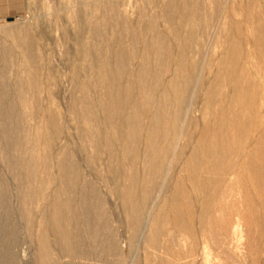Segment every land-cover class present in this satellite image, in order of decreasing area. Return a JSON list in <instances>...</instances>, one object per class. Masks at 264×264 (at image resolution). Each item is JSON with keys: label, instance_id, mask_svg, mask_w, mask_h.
<instances>
[{"label": "rangeland", "instance_id": "1", "mask_svg": "<svg viewBox=\"0 0 264 264\" xmlns=\"http://www.w3.org/2000/svg\"><path fill=\"white\" fill-rule=\"evenodd\" d=\"M93 1L0 0V148L5 151L0 152V264H264V0H228V28L220 34L202 95L188 119L179 168L158 204L162 225L154 248L149 239L138 243L149 201L144 156L149 159L162 147L159 141L151 148L148 124L154 121L160 131L169 116L170 129L179 116L182 70L196 63L199 50L188 36L204 33L201 7L214 19L219 0ZM69 77L76 88L84 83L83 90L69 94L71 112L65 88ZM21 88L32 97L28 107ZM92 97L100 98L102 106H95ZM145 98L151 102L148 108ZM163 101L168 112L158 109ZM106 121L116 134L105 132ZM45 136L47 148L38 144ZM251 162L262 166L258 177ZM177 185L189 199L179 198ZM109 191L125 197L124 207ZM174 198L181 200V217L169 205ZM235 221L239 250L237 242L233 248L230 229Z\"/></svg>", "mask_w": 264, "mask_h": 264}, {"label": "bare ground", "instance_id": "2", "mask_svg": "<svg viewBox=\"0 0 264 264\" xmlns=\"http://www.w3.org/2000/svg\"><path fill=\"white\" fill-rule=\"evenodd\" d=\"M95 1V0H94ZM93 1V2H94ZM216 1V0H215ZM96 2V1H95ZM90 3V2H89ZM122 3V2H121ZM101 4V3H100ZM100 4H99V6H100ZM104 4V3H103ZM171 4V3H170ZM229 1L228 0H219L218 1V6H217V13L215 14V16H214V19H211V17H212V15L213 14H211L210 12L208 13V11L206 10V8H204V7H201V10H200V13H199V15H200V17L202 18V21H201V23L200 24H202V25H205V29H204V33H203V31L202 32H200V33H198L197 35L195 34L194 35V33H191L190 32V34H189V36H188V38H189V40H190V42L191 43H196V47L198 46V54L196 55V63H194V65H192V66H190V67H188V68H186V69H183L182 71V75H184V80H183V83H182V86L180 87L181 88V90L183 91V98H182V100L180 101V114H179V116L176 114V116L174 117V119H173V121H172V126L170 127V129H169V116L167 117V122H166V120H165V122H166V126H164V128L162 129V130H158V127L156 126V123L154 122V121H149V122H151L150 124H148V130H149V132H148V135H149V137H150V139H151V143H152V141H153V147H151V148H154V145L156 146V144L160 141L161 143H162V147L160 148V149H157L156 151H157V153L156 152H154V153H151V154H149V156H150V158L149 159H147V156H144V158L146 157V162H145V165L147 166V172H149V175L150 176H148L149 177V179H148V182H147V180H146V185H145V189H144V196H145V199H149V201L147 202V204H145L144 205V222L142 223V226H140V228H139V237H138V243L139 244H141V241H143V242H147L146 241V239H149V245L152 247V248H154V246L157 244V242H158V237H159V234H160V231H161V225H162V223H161V221H160V217L162 216V210H163V208H161L160 206L161 205H158L159 203L160 204H162V202H163V197H164V195H166V194H164L165 192H166V184H167V182H168V180H169V178H170V175L172 176V173H175V171H176V169H178L179 167H177V165H178V163H179V160H180V156H181V153H180V148H181V146L183 145V140H184V138H185V136H186V132H187V130H186V126H187V122H188V119H189V117H190V115L193 113V110L196 108V105H197V98H198V96L200 95V90L203 88V86H204V81H205V72H206V70L208 69V67H207V65L209 64L210 65V62L212 61L211 59H212V55L213 54H215V50H216V48L218 47V43H219V39H220V34L221 33H223L227 28H228V25H229V16H230V14H229ZM91 5V4H90ZM97 5V4H96ZM122 6H123V4H121ZM98 6V7H99ZM164 6V5H163ZM126 7V6H125ZM159 8H160V6H159ZM70 9V8H69ZM93 9V8H92ZM98 9V8H97ZM117 9V8H116ZM158 9V8H157ZM173 11V10H172ZM177 11V10H176ZM178 12V11H177ZM90 13V12H89ZM100 13V12H99ZM107 14V13H106ZM116 14H118V13H116ZM101 15V14H100ZM119 16V15H118ZM127 17H128V15H127ZM109 19V18H108ZM165 20V19H164ZM98 21V20H97ZM140 21H141V19H140ZM155 21V20H154ZM187 21V20H186ZM14 22V21H13ZM96 22V21H95ZM146 22V21H145ZM165 22V21H164ZM15 23V22H14ZM107 23V22H106ZM111 23V22H110ZM174 23V22H173ZM139 24V23H138ZM175 24V23H174ZM173 24V25H174ZM184 24V23H183ZM3 25V24H2ZM178 25H179V23H178ZM5 26V28H7V29H9V26L8 25H4ZM120 26V25H119ZM118 26V27H119ZM186 26H187V24H186ZM2 27V26H1ZM93 27H95V26H93ZM130 27V26H129ZM131 27H133L132 25H131ZM4 28V27H3ZM2 28V29H3ZM130 29V28H129ZM133 29V28H132ZM94 30V29H93ZM98 30V29H97ZM108 30V29H107ZM191 30V29H190ZM115 31V30H114ZM169 31H172V30H170L169 29ZM187 31V30H186ZM94 32V31H93ZM118 32V31H117ZM130 32V31H129ZM135 32V31H134ZM193 32V31H192ZM96 33H99V32H96ZM171 33V32H170ZM10 34V33H9ZM13 34V33H12ZM11 34V35H12ZM116 34H118V33H116ZM154 34V33H153ZM100 35V34H99ZM126 35V34H125ZM137 35H139L138 33H137ZM160 35V34H159ZM206 35V36H205ZM209 35V36H208ZM116 36V35H115ZM158 35H156V37H157ZM179 36V35H178ZM117 37V36H116ZM119 37V36H118ZM130 37V36H129ZM150 37V36H149ZM152 37V36H151ZM159 37V36H158ZM116 39V38H115ZM139 39V37L137 38V40ZM161 39V38H160ZM100 40V39H99ZM144 40V39H143ZM162 40V39H161ZM101 42V41H100ZM116 42V41H115ZM147 42V41H146ZM20 43V42H19ZM139 42L137 41V44H138ZM149 43V42H148ZM162 42L160 41V44H161ZM165 43V42H164ZM173 43V42H172ZM102 44V43H101ZM104 44H105V41H104ZM112 44H113V42H112ZM152 44V43H151ZM173 44H175V43H173ZM172 44V45H173ZM114 45V44H113ZM119 45V44H118ZM140 45H141V43H140ZM145 45V44H144ZM162 45V44H161ZM191 45V44H190ZM16 47V46H15ZM109 47V46H108ZM131 47V46H130ZM134 47V46H133ZM173 47V46H172ZM135 48V47H134ZM153 48V47H152ZM151 48V49H152ZM161 48V47H160ZM163 48V47H162ZM116 49V48H115ZM142 49V48H141ZM140 49V50H141ZM170 49V48H169ZM174 49H175V47H174ZM236 49V48H235ZM102 50H104V49H102ZM114 50V49H113ZM136 50H138V49H136ZM196 50V49H195ZM151 51V50H150ZM174 51V50H173ZM140 52V51H139ZM152 52V51H151ZM160 52V51H159ZM176 52V51H175ZM147 53V52H146ZM149 53V52H148ZM163 53H164V50H163ZM33 54V56H34V53H32ZM138 54V53H137ZM151 54V53H150ZM173 54V53H172ZM113 55V54H112ZM142 55V54H141ZM152 55V54H151ZM158 55V54H157ZM170 55V54H169ZM105 56V55H104ZM139 56H140V54H139ZM83 57H85L84 55H83ZM101 57H102V55H101ZM106 57V56H105ZM112 57V56H111ZM141 57V56H140ZM145 57V56H144ZM113 58V57H112ZM129 58V57H128ZM135 58V57H134ZM171 58V57H170ZM170 58H167L166 57V59H170ZM33 59V58H32ZM85 59V58H84ZM103 59V58H102ZM111 59V58H110ZM142 59H144V58H142ZM176 59V58H175ZM112 60V59H111ZM98 61V60H97ZM108 61V60H107ZM155 61V60H154ZM158 61V60H157ZM147 62V61H146ZM156 62V61H155ZM167 62V61H166ZM176 62V61H175ZM194 62V61H193ZM233 62H234V60H233ZM22 63V62H21ZM23 63H24V61H23ZM98 63V62H97ZM112 63V62H111ZM150 63V62H149ZM148 63V64H149ZM152 63V62H151ZM212 63V62H211ZM26 64V63H25ZM24 64V65H25ZM103 64V63H102ZM113 64V63H112ZM135 64V63H134ZM144 64H145V62H143V63H141V65H139L140 66V72L141 73H144V71L146 70V69H144L143 67H144ZM165 64V63H164ZM177 64V63H176ZM193 64V63H192ZM226 64V63H225ZM23 65V64H22ZM23 65V66H24ZM101 65V64H100ZM133 65V64H132ZM136 65V64H135ZM151 65V64H150ZM157 65V64H156ZM155 65V66H156ZM172 65V63H170V66ZM254 65V64H253ZM26 66V65H25ZM129 66V65H128ZM137 66V65H136ZM164 66V65H163ZM27 67V66H26ZM29 67V66H28ZM95 67V66H94ZM103 67V66H102ZM154 67V66H153ZM162 67V66H161ZM182 67V66H181ZM216 67V66H215ZM87 68V67H86ZM96 68V70H97V67H95ZM95 68H94V70H95ZM107 68V67H106ZM138 68V67H137ZM137 68H135V69H137ZM147 68V67H146ZM156 68V67H155ZM176 68V67H175ZM210 68V67H209ZM21 69V68H20ZM26 69V68H25ZM102 69V68H101ZM111 69H113L114 70V68H111ZM171 69H173V68H171ZM252 69V68H251ZM27 70V69H26ZM154 70V69H153ZM156 70H160V69H156ZM222 70V69H221ZM28 71H30V70H28ZM27 71V72H28ZM125 71V70H124ZM177 72H178V70H176ZM215 71H216V69H215ZM31 72V71H30ZM99 72V71H98ZM104 72V71H103ZM133 72V71H132ZM139 72V73H140ZM112 73H113V71H112ZM119 73V72H118ZM120 73H121V71H120ZM156 73V72H155ZM161 73V72H160ZM173 75H174V73L173 72H171ZM222 73V72H221ZM31 74V73H30ZM133 74V73H132ZM150 74V73H149ZM228 74V73H227ZM81 76H82V79L84 78V79H86V73H84V70L82 71V73L80 74ZM122 75V74H121ZM166 75V74H165ZM209 75V74H208ZM20 76H21V74H20ZM125 76V75H124ZM133 76V75H132ZM167 76V75H166ZM165 76V77H166ZM178 76H179V74H178ZM177 76V77H178ZM212 76V75H211ZM248 76V75H247ZM263 76V75H262ZM19 77V76H18ZM96 77V76H95ZM162 77V76H161ZM172 77V76H171ZM24 78V77H23ZM100 78V77H99ZM114 78V77H113ZM149 78V77H148ZM147 78V79H148ZM152 78V77H151ZM157 78V77H156ZM155 77H154V79H156ZM160 78V77H159ZM164 78V77H163ZM175 78V77H174ZM69 80H66L65 81V83H66V87L65 88H67V98H66V104L67 105H69V109H68V111L69 112H71L70 111V108H71V105H72V100H71V96L69 95L70 94V92H72L75 88H76V85H72V83H73V80H72V78L71 77H69L68 78ZM134 79V78H133ZM178 79V78H177ZM25 80V79H24ZM23 80V81H24ZM115 80V79H114ZM169 80V79H168ZM175 80V79H174ZM174 80H171V81H173V83L171 84L172 85V87H174V85H175V83H174ZM92 81H93V79H92ZM136 81V80H135ZM156 81V80H155ZM162 81V80H161ZM177 81H179V80H177ZM217 81V80H216ZM99 82H100V80H99ZM111 82V81H110ZM119 82H121V81H119ZM129 82V81H128ZM133 82V81H132ZM243 82V81H242ZM26 83V82H25ZM116 83V82H115ZM134 83V82H133ZM166 83V82H165ZM169 83V82H168ZM171 83V82H170ZM79 84V83H78ZM91 84H94V82H92ZM106 84V83H105ZM108 84H110V83H108ZM140 84V83H139ZM144 84V83H143ZM32 85V84H31ZM125 86H126V84H124ZM123 85V86H124ZM142 85V84H141ZM159 85V84H158ZM165 85V84H164ZM16 86V85H15ZM18 86V85H17ZM84 86V83H82L80 86L78 85L77 87L79 88L80 87V89H82L83 90V87ZM86 86V85H85ZM90 86V85H89ZM102 86V85H101ZM146 85H144V87H145ZM153 86V85H152ZM155 86H157V85H155ZM154 86V87H155ZM160 86H161V84H160ZM168 86V85H167ZM210 86V85H209ZM229 86V85H228ZM232 86V85H231ZM24 87H26V86H24ZM115 88H116V86H114ZM118 87V86H117ZM122 87V86H121ZM136 87V86H135ZM162 87V86H161ZM160 87V88H161ZM245 87V86H244ZM78 88H76V90L78 89ZM124 88V87H123ZM150 88V87H149ZM148 88V89H149ZM158 88H159V86H158ZM157 87H156V89L159 91V89H158ZM168 88V87H167ZM233 88V87H232ZM26 89V88H25ZM29 89H30V93L32 94V92H33V87L32 86H30L29 87ZM112 89V88H111ZM114 89V88H113ZM151 89V88H150ZM154 90H155V88H153ZM164 89H166L165 87H164ZM172 89V88H171ZM19 90V89H18ZM38 90V89H37ZM66 90V89H65ZM100 90V89H99ZM106 90V89H105ZM141 90H143V89H141ZM243 90V89H242ZM88 91V90H87ZM90 91V90H89ZM100 91H102V90H100ZM99 91V92H100ZM127 91V90H126ZM136 91H137V88H136ZM144 91V90H143ZM148 91V90H147ZM158 91H156V92H158ZM26 90H23V88H21L20 89V98L22 99L21 101H22V103L25 105V106H27L28 107V102L30 103L31 102V100H32V97H30V96H28V94H26ZM60 92V91H59ZM91 92V91H90ZM89 92V93H90ZM113 92V91H112ZM145 92V91H144ZM148 92H150L151 93V90H149ZM160 93H162V90H160L159 91ZM167 92H169V91H167ZM245 92V91H244ZM0 93L2 94V90H1V88H0ZM18 93V92H17ZM64 93H66V92H64ZM75 93V92H74ZM118 93V92H117ZM170 93V92H169ZM100 94V93H99ZM125 94V93H124ZM130 94V93H129ZM166 94V93H165ZM82 95H84V94H82ZM92 95V94H91ZM150 95H152V94H147L146 96L149 98V97H151ZM153 95H155V94H153ZM170 95V94H169ZM201 95H202V93H201ZM201 95H200V97H201ZM88 96V95H87ZM113 96H114V94H113ZM171 96V95H170ZM1 97V96H0ZM64 97V96H63ZM80 97V96H79ZM83 97V96H82ZM99 97H100V95H99ZM109 97V96H108ZM114 97H116V96H114ZM114 97H112V98H114ZM128 97V96H127ZM126 97V98H127ZM130 97V96H129ZM133 97H135V96H133ZM155 97V96H154ZM158 97H160V95H158ZM163 97H164V95H163ZM109 98H111V97H109ZM148 98H145L146 99V101H144V106H150V101H149V99ZM152 98V97H151ZM157 98V97H156ZM170 98V97H169ZM102 99V98H101ZM115 99V98H114ZM122 99V98H121ZM136 99H138V98H136ZM142 99V98H141ZM120 100V99H119ZM157 100V99H156ZM160 100V99H159ZM87 101V100H86ZM123 101V100H122ZM139 101V100H138ZM158 101V100H157ZM167 101V100H166ZM169 101H170V99H169ZM2 102V101H1ZM5 102V101H4ZM92 102H94L95 103V106H96V104H97V107H100V106H102V100H100V98H96V97H92ZM99 102L101 103V105L99 104ZM140 102V101H139ZM159 102V101H158ZM171 102V101H170ZM112 103V102H111ZM114 103V102H113ZM157 103V102H156ZM173 103V102H172ZM227 103V102H226ZM31 104V103H30ZM90 104V103H89ZM121 104H122V102H121ZM153 104H154V100H153ZM152 104V105H153ZM168 103L167 102H160V103H158V106H159V108L158 109H161L160 107H162L163 106V108L166 110V107L168 106L167 105ZM75 105V104H74ZM83 105V104H82ZM103 105H104V101H103ZM123 105V104H122ZM199 105V104H198ZM23 106V105H22ZM118 106H120V105H118ZM125 106V105H124ZM128 106V105H127ZM126 106V107H127ZM155 106V105H154ZM156 106H157V104H156ZM65 107V106H64ZM75 107H76V105H75ZM78 107V106H77ZM121 107V106H120ZM135 107V106H134ZM147 107V108H148ZM173 108H174V106H172ZM176 107V106H175ZM124 108V107H123ZM123 108H119V109H122L123 110ZM162 108V109H163ZM172 108V109H173ZM95 109V108H94ZM155 109V108H154ZM172 109H171V111H172ZM66 110V109H65ZM76 110V109H75ZM85 110V109H84ZM95 110H98V109H95ZM113 110H115V109H113ZM125 110V109H124ZM127 110H128V108H127ZM135 109H133L132 111H134ZM152 110V109H151ZM156 110V109H155ZM164 110V111H165ZM197 110V109H196ZM73 111V110H72ZM105 111V110H104ZM107 111V110H106ZM140 111V110H139ZM150 111V110H149ZM162 111V110H161ZM167 111V110H166ZM169 111V110H168ZM167 111V112H168ZM214 111V110H213ZM81 112V111H80ZM92 112V111H91ZM96 112V111H95ZM114 112V111H113ZM150 112H153V110L152 111H150ZM154 112H157V111H154ZM153 112V113H154ZM98 113H99V111H98ZM108 113H109V111H108ZM121 113H122V111H121ZM129 113V112H128ZM137 113V112H136ZM135 113V114H136ZM158 113H160V112H158ZM157 113V114H158ZM162 113H163V111H162ZM172 113V112H171ZM195 113V112H194ZM77 114H79L78 112H77ZM83 114V113H82ZM97 114V113H96ZM103 112L101 113V115L103 116ZM129 114H131V113H129ZM139 114H141V113H139ZM156 114V113H155ZM154 114V115H155ZM72 115V114H71ZM109 116H110V113L108 114ZM115 115V114H114ZM121 115H123V113L121 114ZM166 115V114H165ZM172 116H173V113L171 114ZM78 116V115H77ZM106 116V115H105ZM105 116H104V118H105ZM109 116H108V119H109ZM126 116V115H125ZM129 116V115H128ZM141 116V115H140ZM150 116V115H149ZM148 116V117H149ZM192 116V115H191ZM199 116V115H198ZM197 116V117H198ZM89 117V116H88ZM123 117V116H122ZM132 117V116H131ZM194 117V116H193ZM85 118V117H84ZM83 118V119H84ZM89 118H91V117H89ZM99 118V117H98ZM103 118V119H104ZM123 118H126V117H123ZM150 118V117H149ZM153 118V117H152ZM157 118H159V116H157ZM161 118V117H160ZM192 118V117H191ZM100 119V118H99ZM102 119V118H101ZM101 119H100V121H101ZM102 119V120H103ZM107 119V121L109 122V120ZM132 119V118H131ZM197 119V118H196ZM84 120H86V119H84ZM105 120V119H104ZM172 120V119H171ZM170 120V121H171ZM190 120V119H189ZM200 120V119H199ZM107 121H106V123H104L103 124V129L105 130V132L107 133L108 132V134L109 133H111V132H113V129H112V127H111V125H109L108 123H107ZM122 121L124 122V120L122 119ZM88 122V121H87ZM93 122V121H92ZM126 122V121H125ZM125 122H124V124H125ZM145 122H146V120H145ZM161 122V121H160ZM84 123V122H83ZM119 123H120V120H119ZM148 123V122H147ZM162 123V122H161ZM214 123V122H213ZM86 124V123H85ZM92 124V123H91ZM129 124V123H128ZM133 124V123H132ZM146 124V123H145ZM33 125V124H32ZM87 125H89V124H87ZM145 126V125H144ZM33 127V126H32ZM96 127V126H95ZM133 127V126H132ZM84 128V127H83ZM82 128V129H83ZM87 128H90V127H87ZM144 128V127H143ZM146 128H147V125H146ZM160 128V127H159ZM210 128V127H209ZM122 129H124V127H122ZM134 129V128H133ZM145 129V128H144ZM222 128H220V130H221ZM94 130V129H93ZM198 130V129H197ZM39 131H41V133H42V130L39 128ZM46 131V130H45ZM91 131V130H90ZM100 131V130H99ZM103 131V130H102ZM116 131V130H115ZM118 131H119V129H118ZM145 131V130H144ZM226 131V130H225ZM32 132V131H31ZM47 132V131H46ZM125 132H126V130H125ZM92 133V132H91ZM90 133V134H91ZM97 131H94L93 132V136L94 135H97ZM101 133V132H100ZM113 133H115V132H113ZM142 133H144V132H142ZM89 134V135H90ZM116 134V133H115ZM208 134H210V133H208ZM87 135V134H86ZM92 135V134H91ZM99 135V134H98ZM107 135V134H106ZM143 135V134H142ZM145 135V134H144ZM33 136V135H32ZM123 136V135H122ZM228 136V135H227ZM27 137V136H26ZM47 137L48 136H45V140H43V141H38V144L40 145V146H43V147H45L46 146V144H48L47 142H48V140H47ZM89 137H91V136H89ZM103 137V136H102ZM108 137V136H107ZM112 137V136H111ZM195 137V136H194ZM210 137V136H209ZM232 137V136H231ZM141 138H144V137H141ZM91 139V138H90ZM99 139V138H98ZM108 139L109 138H106V147L107 148H110L109 147V144H110V146H112L111 145V143L109 142L110 141V139H109V141H108ZM217 138H215L214 140H216ZM103 140V139H102ZM105 140V139H104ZM113 140V142H115L114 141V139H112ZM116 140V142H118V138H116L115 139ZM124 140V139H123ZM187 140V139H186ZM26 141V140H25ZM92 141V140H91ZM150 141V140H149ZM112 142V141H111ZM143 142V141H142ZM28 143V142H27ZM104 142H102V144H103ZM134 143V142H133ZM136 143V142H135ZM160 143V144H161ZM33 144V143H32ZM105 144V143H104ZM205 144H206V142H205ZM116 145H118V143L116 144ZM115 144H114V146H116ZM122 145V144H121ZM0 146H1V144H0ZM58 146V145H57ZM100 146H101V144H100ZM141 146H142V144H141ZM140 146V147H141ZM158 146V145H157ZM37 147V146H36ZM42 147V148H43ZM143 147V146H142ZM46 148H47V146H46ZM46 148H44L43 150H45ZM102 148V147H101ZM150 148V149H151ZM159 148V147H158ZM30 149H31V147H30ZM33 149V148H32ZM142 149V148H141ZM208 149V148H207ZM42 150V151H43ZM116 150V149H115ZM4 152L5 153V151L3 150V149H1L0 148V152ZM120 151V150H119ZM124 151V150H123ZM143 151V150H142ZM34 152H36L37 153V151H35V149H34ZM46 152V151H45ZM101 152V151H100ZM117 152V151H116ZM139 152H140V150H139ZM30 152H28L27 154H29ZM75 153V152H74ZM103 153V152H102ZM245 153V152H244ZM100 154V153H99ZM116 154V153H115ZM129 154V153H128ZM44 155H45V157H46V154H43V158H45L44 157ZM32 156V155H31ZM101 156V155H100ZM126 156V155H125ZM136 157V156H135ZM6 158V157H5ZM24 158V157H23ZM27 158V157H26ZM141 158V157H140ZM4 159V158H3ZM254 159V158H253ZM9 160V159H8ZM27 160V159H26ZM29 160V159H28ZM44 160V159H43ZM76 160H77V158H76ZM193 160H194V158H193ZM4 161H5V159H4ZM10 161V160H9ZM25 162H27V161H25ZM66 162V161H65ZM103 162V161H102ZM7 163V162H6ZM5 163V164H6ZM33 163V162H32ZM46 162H45V160H44V164H45ZM107 163V162H106ZM247 163V162H246ZM31 164V163H30ZM66 164H68V163H66ZM250 164H254L255 165V163H253V162H251ZM260 164V163H259ZM255 165V166H252V170H251V172H252V174L254 175V177H258V171L259 170H261V165ZM186 165V164H185ZM46 166V165H45ZM84 165H82V167H83ZM145 166V167H146ZM149 167H151L152 168V171H150L149 170ZM84 168V167H83ZM56 169V168H55ZM181 169V168H180ZM28 170V169H27ZM194 171V170H193ZM28 172V171H27ZM188 172V171H187ZM199 172H200V170H199ZM19 173V172H18ZM128 173V172H127ZM26 174V173H25ZM138 175H139V173H138ZM147 175H148V173H147ZM146 175V176H147ZM39 176V175H38ZM140 177V176H139ZM26 178V177H25ZM55 178H56V176H55ZM141 178V177H140ZM21 179V178H20ZM18 180V179H17ZM35 181V180H34ZM194 181V180H193ZM217 181V180H216ZM259 181V180H258ZM19 182V181H18ZM17 182V183H18ZM56 182H58V181H56ZM65 182V181H64ZM128 182V181H127ZM225 182V181H224ZM47 183H49V182H47ZM53 183V182H52ZM134 183V182H133ZM138 183V182H137ZM145 183V182H144ZM178 183V182H177ZM58 184V183H57ZM54 185H56V183L54 184ZM138 185V184H137ZM203 184L201 183L200 184V187L201 188H204L203 186H202ZM219 185V184H218ZM58 186V185H57ZM56 186V187H57ZM65 186V185H64ZM131 186V185H130ZM140 186V185H139ZM185 186V185H184ZM217 186V185H216ZM257 186V185H256ZM262 186H264V185H262ZM19 187V186H18ZM175 187V186H174ZM17 188V187H16ZM16 188H15V190H16ZM35 188V187H34ZM118 188V187H117ZM68 189H69V186H68ZM106 190H107V187L105 188ZM176 189V192L177 193H179V198L182 200V198H184V199H186V197L183 195V191H181V189L179 188V186L177 185V187L175 188ZM22 190V189H21ZM218 190V189H217ZM264 190V189H263ZM59 191V190H58ZM169 191V190H168ZM189 191V190H188ZM110 192V194H112V196L114 197V199H115V204H118V203H120V205H121V207H124V204H125V197H123L122 195L119 197V196H116V195H114L115 193H112V191H109ZM141 192V191H140ZM209 192V191H208ZM50 193V192H49ZM59 193V192H58ZM64 193V192H63ZM133 193V192H132ZM139 193V192H138ZM51 194H53V193H51ZM50 194V195H51ZM131 194V193H130ZM134 194V193H133ZM204 194V193H203ZM18 195V194H17ZM23 195V194H22ZM59 195H61L60 193L58 194V196ZM78 195V194H77ZM149 195L151 196V197H149ZM189 195V194H188ZM178 196V195H177ZM51 197V196H50ZM57 197V196H56ZM68 197V196H67ZM175 197H176V195H175ZM213 197V196H212ZM27 198H28V196H27ZM54 198V197H53ZM62 198V197H61ZM60 198V199H61ZM191 198V197H190ZM113 199V200H114ZM165 199H166V197H165ZM175 199V198H174ZM187 199H189V198H187ZM186 199V200H187ZM76 200H77V198H76ZM84 200V199H83ZM172 200V199H171ZM181 200H173V202L171 203V204H169V205H171V207L174 209V210H176V213L178 214V216L179 217H181V211H180V204H181ZM193 200V199H192ZM228 200V199H227ZM240 201V200H239ZM77 202H79L78 200H77ZM113 202V201H112ZM167 202H169V201H167ZM114 203V202H113ZM53 204V203H52ZM165 204V203H164ZM168 204V203H167ZM114 205V204H113ZM135 206H137L136 204H134ZM242 205V204H241ZM48 206H50V205H48ZM58 206V205H57ZM115 206V205H114ZM168 206V205H167ZM52 207V206H51ZM60 207V206H59ZM64 207V206H63ZM50 208V207H49ZM65 208V207H64ZM78 208V207H77ZM84 208V207H83ZM118 208H120V207H118ZM133 208V207H132ZM161 208V209H160ZM53 209V208H52ZM57 209V208H56ZM65 209H67V208H65ZM121 209V208H120ZM169 209V208H168ZM167 209V210H168ZM237 209V208H236ZM235 209V210H236ZM46 210V209H45ZM44 210V211H45ZM51 210V209H50ZM133 210H134V208H133ZM136 210V209H135ZM134 210V211H135ZM141 210V209H140ZM169 210H171V209H169ZM43 211V210H42ZM41 211V212H42ZM46 211H48V210H46ZM66 211V210H65ZM81 211V210H80ZM88 211V210H87ZM121 211H122V209H121ZM40 212V213H41ZM50 212V211H49ZM184 212H187L186 210H184ZM120 213V212H119ZM122 213H123V211H122ZM136 214H137V211L135 212ZM46 214V213H45ZM121 214V213H120ZM181 214V215H180ZM187 214V213H186ZM40 215V214H39ZM44 215V214H43ZM164 215V214H163ZM238 215V214H237ZM51 216V215H50ZM54 216V215H53ZM58 216V215H57ZM120 216V215H119ZM134 216V215H133ZM189 217H190V214L188 215ZM40 217V216H39ZM52 217V216H51ZM66 217V216H65ZM140 217V216H139ZM236 217V216H235ZM44 218V217H43ZM46 218H47V216H46ZM53 218V217H52ZM64 218V217H63ZM90 218V217H89ZM98 218V217H97ZM122 218V217H121ZM167 218H168V216H167ZM37 219H38V217H37ZM84 219V218H83ZM87 219V218H86ZM134 219V218H133ZM137 219V218H136ZM181 219V218H180ZM55 220H56V218H55ZM65 220V219H64ZM124 220V219H123ZM167 220V219H166ZM52 221H54V220H52ZM58 221V220H57ZM118 221V220H117ZM165 221V220H164ZM240 221V220H239ZM72 222V221H71ZM127 222V221H126ZM35 223H36V221H35ZM44 223V222H43ZM54 223V222H53ZM57 223V222H56ZM169 223V222H168ZM45 224V223H44ZM44 224H43V226H44ZM48 224V223H47ZM137 224H139V222H137ZM55 225H58V224H55ZM163 225H165V224H163ZM238 221H235V222H233L232 223V225H231V234H232V239H233V248H234V246H235V244H236V242H237V245H236V250H239V246H240V243H238V241H237V239H236V241H234V239H235V237H236V235H238L237 233H238V231H240L239 230V228H238ZM65 227V226H64ZM63 227V228H64ZM45 228V227H44ZM49 228H47V230H48ZM89 229V228H88ZM46 230V229H45ZM169 230V229H168ZM88 231V230H87ZM86 231V233H88ZM227 231V230H226ZM242 233V232H241ZM50 234V233H49ZM172 234V233H171ZM42 235V234H41ZM44 235H45V232H44V234H43V236L42 237H44ZM64 235V234H63ZM87 236V235H86ZM95 237V236H94ZM166 237V236H165ZM47 238V237H46ZM91 238V237H90ZM43 239V238H42ZM46 240V239H45ZM162 240V239H161ZM42 241V240H41ZM75 241V240H74ZM63 242V241H62ZM160 242H162V241H160ZM39 244H40V242H38ZM48 243V242H47ZM50 243H52V242H49V244ZM161 244V243H160ZM51 245V244H50ZM57 245V244H56ZM232 245V244H231ZM138 246H140V245H138ZM43 247V246H42ZM45 247V246H44ZM57 247V246H56ZM193 247V246H192ZM40 249V248H39ZM41 249H43V248H41ZM46 249V248H45ZM49 249V248H48ZM58 249H60V248H58ZM141 249V248H140ZM208 249V248H207ZM185 251V250H184ZM38 252H39V250H38ZM47 252V251H46ZM153 252V251H152ZM233 252V251H232ZM234 253V252H233ZM39 255V254H38ZM47 255V254H46ZM207 255V254H206ZM207 257V256H206ZM205 257V258H206ZM42 258V257H41ZM40 259V258H39ZM45 258H43V260H44ZM208 259V258H207ZM42 260V259H41ZM42 260V261H43ZM177 260V259H176ZM206 260V259H205ZM174 261V260H173ZM45 262V261H44ZM47 262V261H46ZM166 262V261H165ZM171 262V261H170ZM49 263V262H48ZM167 263V262H166ZM173 263V262H172ZM178 263H179V261H178ZM183 264V263H182ZM185 264V263H184Z\"/></svg>", "mask_w": 264, "mask_h": 264}]
</instances>
